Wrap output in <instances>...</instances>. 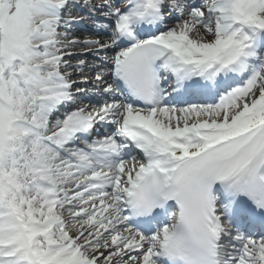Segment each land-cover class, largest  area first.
<instances>
[{
  "label": "snow or ice",
  "instance_id": "snow-or-ice-1",
  "mask_svg": "<svg viewBox=\"0 0 264 264\" xmlns=\"http://www.w3.org/2000/svg\"><path fill=\"white\" fill-rule=\"evenodd\" d=\"M0 264H264V0H0Z\"/></svg>",
  "mask_w": 264,
  "mask_h": 264
}]
</instances>
